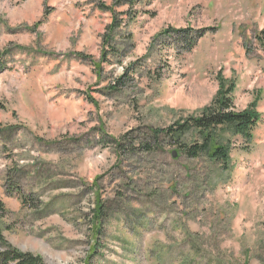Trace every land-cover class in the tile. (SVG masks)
<instances>
[{
    "label": "rangeland",
    "instance_id": "obj_1",
    "mask_svg": "<svg viewBox=\"0 0 264 264\" xmlns=\"http://www.w3.org/2000/svg\"><path fill=\"white\" fill-rule=\"evenodd\" d=\"M263 29L264 0H0L6 244L43 264H264ZM218 77L260 116L229 173L142 148Z\"/></svg>",
    "mask_w": 264,
    "mask_h": 264
},
{
    "label": "trees",
    "instance_id": "obj_2",
    "mask_svg": "<svg viewBox=\"0 0 264 264\" xmlns=\"http://www.w3.org/2000/svg\"><path fill=\"white\" fill-rule=\"evenodd\" d=\"M180 33L188 34L189 31L183 30ZM195 34V39L188 42L187 51H191L195 46L196 38L202 36L199 32ZM254 39L262 46L264 29L256 34ZM111 42L109 37L106 38V35H103L102 60L106 57L103 51ZM217 80L218 89L207 107L198 115L189 116L168 127L149 130L148 133L153 137V144H142V148L146 152L159 151L166 143L188 159L204 157L218 165L222 172L229 173L232 170L230 154L237 142H239L238 148L242 154L250 153L252 133L260 122V116L254 109L255 105L244 111L235 112L231 99V93L235 87L234 82L222 77H218ZM161 137L165 139V143L162 142ZM0 264L43 263L38 256L12 249L0 235Z\"/></svg>",
    "mask_w": 264,
    "mask_h": 264
},
{
    "label": "crops",
    "instance_id": "obj_3",
    "mask_svg": "<svg viewBox=\"0 0 264 264\" xmlns=\"http://www.w3.org/2000/svg\"><path fill=\"white\" fill-rule=\"evenodd\" d=\"M33 11H34V10L30 9V11H29L30 16H31V13H32ZM35 11H36V10H35ZM23 18H28V14H27V13H23L21 19H23Z\"/></svg>",
    "mask_w": 264,
    "mask_h": 264
}]
</instances>
